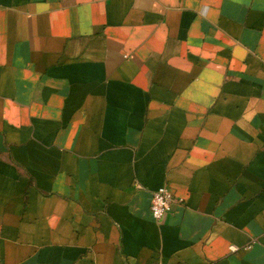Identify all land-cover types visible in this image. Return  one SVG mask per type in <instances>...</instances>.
Returning <instances> with one entry per match:
<instances>
[{
	"label": "crops",
	"instance_id": "obj_1",
	"mask_svg": "<svg viewBox=\"0 0 264 264\" xmlns=\"http://www.w3.org/2000/svg\"><path fill=\"white\" fill-rule=\"evenodd\" d=\"M0 264H264V0H0Z\"/></svg>",
	"mask_w": 264,
	"mask_h": 264
},
{
	"label": "built area",
	"instance_id": "obj_2",
	"mask_svg": "<svg viewBox=\"0 0 264 264\" xmlns=\"http://www.w3.org/2000/svg\"><path fill=\"white\" fill-rule=\"evenodd\" d=\"M175 200L170 190L162 186L152 192L149 210L155 219L162 217L171 207L172 202ZM235 247H231L234 249Z\"/></svg>",
	"mask_w": 264,
	"mask_h": 264
}]
</instances>
